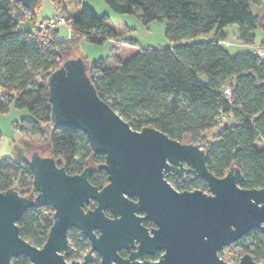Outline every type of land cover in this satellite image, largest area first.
<instances>
[{
	"label": "trees",
	"instance_id": "1",
	"mask_svg": "<svg viewBox=\"0 0 264 264\" xmlns=\"http://www.w3.org/2000/svg\"><path fill=\"white\" fill-rule=\"evenodd\" d=\"M55 2L65 10L63 0ZM103 2L115 13L136 15L144 24L164 20L165 35L174 44L139 47L113 64L103 57L86 60L98 96L135 130L152 126L173 139L199 140L198 145L206 152V166L215 176H223L235 165L243 174L241 187L263 186L264 54L248 49L231 55L222 46L229 25H236L240 42L254 43V30L263 27V20L252 13L250 4L259 0ZM40 6L41 0L33 10L15 0H0V113L8 112L10 106L27 110L30 118L22 120L19 130L30 135L40 133L38 125L52 123L48 76L72 57L79 41L101 45L107 40H125L122 32L109 23L106 13L97 14L85 4L65 17L68 37L60 36L58 25L39 29L33 14ZM26 18L32 19L33 31L18 29L19 22ZM210 32L207 39L192 40ZM127 41L137 45L134 39ZM227 85L231 89L228 99L222 94ZM226 117L231 121L225 122ZM209 131H213V138L207 135ZM48 146L58 165L70 174L79 173L89 160L94 165L105 160L104 154L92 152L79 129L51 124ZM88 179L98 188L108 182L103 169L94 170ZM167 180L180 191L207 190L206 181L199 177L169 176ZM32 181L28 160L0 159V191L14 188L28 196L33 192ZM52 212L47 206L25 209L16 222L21 237L41 247L53 222ZM68 238L72 249L66 259L71 261L81 256L87 243L73 229ZM229 247L238 257L249 252L264 258V233L250 230ZM12 264H29V259L20 255Z\"/></svg>",
	"mask_w": 264,
	"mask_h": 264
},
{
	"label": "water",
	"instance_id": "2",
	"mask_svg": "<svg viewBox=\"0 0 264 264\" xmlns=\"http://www.w3.org/2000/svg\"><path fill=\"white\" fill-rule=\"evenodd\" d=\"M15 1L28 10L37 2ZM89 67L83 57H69L49 74L51 122L81 130L92 152L104 154L105 160L68 174L52 155L33 150L28 159L33 193L23 196L14 188L0 191V264H11L19 255L27 256L29 264H89L93 250L99 252L101 264H114L112 260L128 264L116 250L134 238L138 254L163 250L158 264H228L219 256L222 249L250 230L264 231V184L243 188L238 166L215 176L198 144L170 138L152 126L131 128L98 96ZM96 169L107 174L102 188L88 179ZM171 173L202 178L207 190H177L167 180ZM128 196L137 199L133 202ZM91 200L94 208L85 210ZM34 205L53 209V222L41 247L21 237L16 223ZM105 208L119 217H106ZM143 219L154 224L150 233L140 225ZM70 228L90 240L91 249L81 260L66 259ZM237 264L256 263L250 254H243Z\"/></svg>",
	"mask_w": 264,
	"mask_h": 264
},
{
	"label": "rangeland",
	"instance_id": "3",
	"mask_svg": "<svg viewBox=\"0 0 264 264\" xmlns=\"http://www.w3.org/2000/svg\"><path fill=\"white\" fill-rule=\"evenodd\" d=\"M63 7L65 10L61 11L55 0H41V6L35 10L33 19L34 25L40 21L45 20V17L52 16L55 11L59 12L63 18L72 15L80 6L81 3H86L92 6L97 14H107L109 23L115 26L122 32L123 38L134 39L137 46L131 47L127 40H107L103 44H94L85 40L79 41L75 47L72 57L81 56L85 60L97 59L100 57L108 58V63L113 64L117 59H124L130 54L134 53L139 47L153 46V47H170L174 43L170 41L165 35V21L155 20L148 24H144L136 15L132 14H118L111 11L103 2V0H63ZM252 13L259 15L263 20V27L254 30V43L246 45L237 37L236 25H229L225 28L226 38L222 42L224 49L231 55L253 49V46H262L264 43V2L260 0L257 4H250ZM31 18L21 20L18 24V29L21 31H33L35 26ZM60 36H69L67 26L64 23L58 24ZM211 32L205 35L198 36L192 40H204L211 36ZM120 41V42H119ZM245 46H243L242 44ZM204 80V76L200 75ZM2 88L0 87V93ZM24 118H30L29 113L25 109H18L10 106L8 112L0 113V159L10 157L15 160H28L31 152L37 150L40 155H52L48 146V137L51 123L49 126H39L40 133L38 134H23L19 130L20 123ZM225 122L231 121V118H223ZM207 135L213 138V131L207 132ZM183 142H192L200 144L199 140H192L190 137H184ZM201 141V140H200ZM202 143V142H201ZM34 144V146H33ZM55 158V157H54ZM89 160L86 165L92 164ZM221 255L224 260L230 257L238 258L237 254L233 252L230 247L222 250ZM77 260V259H76ZM80 260V259H78ZM69 261V260H68Z\"/></svg>",
	"mask_w": 264,
	"mask_h": 264
},
{
	"label": "flooded vegetation",
	"instance_id": "4",
	"mask_svg": "<svg viewBox=\"0 0 264 264\" xmlns=\"http://www.w3.org/2000/svg\"><path fill=\"white\" fill-rule=\"evenodd\" d=\"M54 157V156H53ZM68 173V172H67ZM70 174V173H68ZM77 174V173H75ZM91 175V174H90ZM169 176H173V177H176V178H189V179H193V178H196V176H191V175H184L182 177H179L175 174H169L167 177ZM33 193V192H32ZM128 199L135 202L136 201V196H128ZM86 204L88 205L89 204V207L86 208ZM85 204V207L84 209L87 210V209H93L94 206H95V201L91 200L90 202L86 203ZM47 207H50V206H47ZM104 214L106 215V217L110 218V219H113L115 217H119V214H117L116 216L107 208H105L104 210ZM135 215L137 216H142L143 213L141 212H135ZM140 225L146 229L147 233H150V229L152 227H154V224L152 223V221L150 220H146V219H143L140 221ZM70 229H73L75 230V235L77 237H79V239H84L86 240V243H87V246H86V249H84L81 253V256H79L77 258L78 259H82L83 256L91 249V243H90V240L88 237H86L85 235L81 234L79 230H77L76 228H70ZM69 229V230H70ZM68 230V232H69ZM260 230V229H259ZM261 231V230H260ZM264 233V231H261ZM94 233L98 236L99 235V232L98 230H94ZM69 240V238H68ZM69 243H70V240H69ZM137 245H138V240L137 238H134L132 240V242H127V246L126 247H120L116 250V254L117 256L119 257V259L121 261H127L128 264H138V263H142V264H158V260L160 258V256L162 255L163 253V250H153L152 252H144L142 254H138L137 253ZM70 246H71V249H72V244L70 243ZM70 249V250H71ZM223 250V249H222ZM222 250L219 252V255L221 254ZM70 252V251H69ZM133 254H135L133 256ZM244 254H250L251 257H252V260L254 263L256 264H264V258H259L257 256H254L253 254L249 253V252H246ZM243 255V254H242ZM241 255V256H242ZM20 256V255H19ZM240 256V257H241ZM18 257V256H17ZM238 257V259L240 258ZM15 258V257H14ZM14 258L12 259L11 261V264L14 260ZM223 259V258H222ZM224 260V259H223ZM225 261V260H224ZM239 261V260H238ZM112 262L114 264H117V262H114L112 260ZM89 264H101V256L99 254V252L97 250H93L91 252V260L89 261Z\"/></svg>",
	"mask_w": 264,
	"mask_h": 264
},
{
	"label": "built area",
	"instance_id": "5",
	"mask_svg": "<svg viewBox=\"0 0 264 264\" xmlns=\"http://www.w3.org/2000/svg\"><path fill=\"white\" fill-rule=\"evenodd\" d=\"M64 18L63 16L59 13L56 12L52 15L47 17L45 20L40 21L37 24V27L39 29H45L46 27H56L58 24L63 23ZM120 42V41H119ZM252 51L257 54V55H263L264 54V44L262 46H253ZM222 94L228 99V97L230 98L231 96V89L230 87L227 85L223 88L222 90ZM201 147V146H200ZM240 241V240H239ZM238 242V241H237ZM230 246V245H229ZM227 246V247H229ZM225 249V248H224ZM221 258H223V256L220 254L219 255ZM224 259V258H223ZM238 258L235 259L233 257L228 258L227 260H225L228 264H237L238 262Z\"/></svg>",
	"mask_w": 264,
	"mask_h": 264
},
{
	"label": "crops",
	"instance_id": "6",
	"mask_svg": "<svg viewBox=\"0 0 264 264\" xmlns=\"http://www.w3.org/2000/svg\"><path fill=\"white\" fill-rule=\"evenodd\" d=\"M259 2H260V0H259ZM258 2V3H259ZM263 2H264V0H263ZM81 4H85V5H88V6H90L89 4H86V3H81ZM80 4V5H81ZM93 10H94V8L92 7V6H90ZM95 11V10H94ZM257 15V14H256ZM259 16V15H258ZM46 18V17H45ZM68 30V29H67ZM68 32V31H67ZM61 37H67V36H62L61 35ZM112 40H114V39H112ZM116 40V39H115ZM125 40H127V38H125ZM128 42V41H127ZM242 44V43H241ZM243 46H245L244 44H242ZM129 46H131V47H134L132 44L131 45H129ZM137 45H135V47H136Z\"/></svg>",
	"mask_w": 264,
	"mask_h": 264
}]
</instances>
